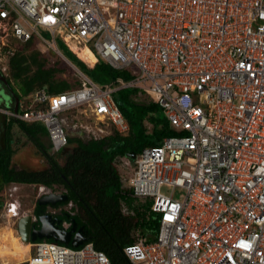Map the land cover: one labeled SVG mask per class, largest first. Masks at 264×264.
I'll return each mask as SVG.
<instances>
[{
	"label": "built area",
	"instance_id": "obj_1",
	"mask_svg": "<svg viewBox=\"0 0 264 264\" xmlns=\"http://www.w3.org/2000/svg\"><path fill=\"white\" fill-rule=\"evenodd\" d=\"M37 28L49 30L52 42ZM32 39L60 57L56 40L70 51L66 39L78 48L92 45L93 66L102 60L132 76L104 89L75 69L80 87L53 95L35 91L18 98L16 112L0 107L7 119L43 124L51 154L68 146V112L75 113L71 132L83 130L88 140L112 131L128 135L112 98L122 88L136 90L135 101L156 103L177 132L132 161L127 187L150 202L159 230L151 242L123 247L130 264H264V0H0L2 76L19 44ZM20 185L26 184L9 183L1 193L7 198L2 213L15 222L31 215L20 210ZM29 186L37 189L35 202L65 194ZM176 188L184 192L181 200ZM72 207L49 212L72 216ZM122 212L133 214L124 204ZM31 217L39 229L38 217ZM60 223L64 231L71 226ZM27 245V264H112L90 242Z\"/></svg>",
	"mask_w": 264,
	"mask_h": 264
},
{
	"label": "trees",
	"instance_id": "obj_2",
	"mask_svg": "<svg viewBox=\"0 0 264 264\" xmlns=\"http://www.w3.org/2000/svg\"><path fill=\"white\" fill-rule=\"evenodd\" d=\"M56 45L81 73L104 89L119 86L132 77L127 70L113 69L102 60L89 68L63 41L56 40ZM49 59V54L42 53L33 39L25 44V48L18 47L6 71L8 84L10 79L18 82L23 97L41 89L53 95L81 86L76 72L70 69L77 77L76 82L71 83L70 79L64 78L65 71L61 69L60 63L54 61L50 66L46 65L45 61L49 62ZM135 95L136 90L131 88H122L112 94L129 124L128 135L120 136L112 131L100 140L68 138V144L74 140L76 143L64 165H60L50 153V146L46 147L41 141V137H48L43 124L8 118L3 127V146L0 148V205L3 201L1 193L9 183L58 188L65 192L67 201L57 203L54 207L71 202L74 211L72 216L63 212L61 220H74L83 228L86 242L92 243L95 250L105 253L112 264H130L123 254V247L138 239L153 241L159 230V221L151 213L150 202L136 199L131 189L123 185L122 174L115 160L117 157L138 156L144 148L157 146L163 138L177 135L165 116H157V112L162 110L156 103L135 101ZM145 122L151 125L150 131ZM14 128L37 149L46 163L44 168H15ZM122 204L133 214H124ZM44 209L45 206L36 201L33 213L38 216L44 213ZM49 241L54 242L53 239Z\"/></svg>",
	"mask_w": 264,
	"mask_h": 264
},
{
	"label": "rangeland",
	"instance_id": "obj_3",
	"mask_svg": "<svg viewBox=\"0 0 264 264\" xmlns=\"http://www.w3.org/2000/svg\"><path fill=\"white\" fill-rule=\"evenodd\" d=\"M37 33L40 35V37L47 43L52 42V34L47 29L37 28ZM35 46L39 47V43H35ZM19 48H25V44H19ZM89 49L92 51V53H95L92 50V45H89ZM49 54V62L45 61L47 66L51 65V62L57 61V63L61 64V69L65 71L66 79H70V82L73 83V81L76 82L77 77L73 75V73L70 71L71 66L69 67L66 62H63V59L58 56L55 52H46ZM43 60V59H42ZM68 66V67H67ZM63 74V75H64ZM77 75V74H76ZM69 77V78H68ZM7 80V77H5ZM96 82V81H95ZM94 82V83H95ZM8 83V82H7ZM97 84V83H96ZM0 83V90L2 92L0 93V107L3 109L11 110L13 109V103L10 102V99L5 96V91L3 90L4 87L1 86ZM8 89L17 97L20 99L23 98L22 91L20 90L18 86V82L12 81V79L9 80ZM8 96V95H7ZM5 101V103H4ZM74 112L66 113L64 118H66L67 121V131L71 132L74 130L73 123H71V118L74 116ZM157 116L159 118L164 117V114L162 111L157 112ZM7 120V117L0 116V148L3 146V127ZM102 128L106 131L110 130V127L108 125H101ZM13 139L15 140L14 148L16 149V153L13 156V165L15 168H25V169H42L46 166L45 161L43 160L42 156L39 154L37 149L31 144V142L26 138L21 132H19L17 129L14 128L13 130ZM41 141L46 147L50 146L49 138L48 137H41ZM76 141L74 140L72 144H68L65 150L58 154H53L54 158L57 160V162L60 165H64L67 156L71 153L72 148L74 147ZM51 152V150H50ZM115 164L118 170L121 171L122 174V183L124 186L128 185V179L132 175L133 172V162L132 159L128 156L124 157H117L115 160ZM54 190H59L54 189ZM171 187L169 186H162L161 191L162 193L169 195L171 193ZM37 189H35L32 186L29 185H20L19 191L16 193V196L18 200L20 201L21 208L20 210L23 212H32L34 203H35V195H36ZM184 192L178 188L175 189V197L179 200L183 198ZM7 198H3V201H6ZM2 206V201H1ZM28 210V211H27ZM18 241L20 243L21 240L19 238V235L17 233V224L15 221L8 219L6 214L2 213V208L0 207V264H26L25 260L27 256L32 254H26L27 256H20L19 250H9L8 252H11L9 255L5 254L3 256V251H6V248H3V246H6L7 248H11L14 246L20 247V243H14V241Z\"/></svg>",
	"mask_w": 264,
	"mask_h": 264
},
{
	"label": "water",
	"instance_id": "obj_4",
	"mask_svg": "<svg viewBox=\"0 0 264 264\" xmlns=\"http://www.w3.org/2000/svg\"><path fill=\"white\" fill-rule=\"evenodd\" d=\"M0 81L7 86V80L0 76ZM2 91H0L1 93ZM8 95V96H7ZM7 98H12L13 111L16 112L18 108V97L14 95L10 90L8 94H5ZM67 137L73 138L78 137L81 141H87L88 138L83 130H79L76 132H70L67 134ZM136 156L132 155L131 159H134ZM67 201V195L65 194H51L48 196L41 197L38 200V204L41 206L46 205H55L56 203H61ZM40 222V228L36 229L32 223L31 215H26L17 221V233L22 243L29 244L30 242H35L36 240L42 239H54V241H58L63 243L64 245H71L74 248L79 247L84 242L87 241V238L84 236L82 228L77 229L76 222L73 220V226L69 231H64L61 229H57L55 226L59 224L60 221L56 218H52L49 214H42L38 217Z\"/></svg>",
	"mask_w": 264,
	"mask_h": 264
},
{
	"label": "bare ground",
	"instance_id": "obj_5",
	"mask_svg": "<svg viewBox=\"0 0 264 264\" xmlns=\"http://www.w3.org/2000/svg\"><path fill=\"white\" fill-rule=\"evenodd\" d=\"M67 45L70 47V49L72 50V52L84 63L88 64L90 67L93 66V64L95 63V58L92 54V52L87 49L86 47H82V48H78L73 42H71L70 40L66 39ZM14 243H20L18 241V239L16 241H14ZM20 247L18 246H14L11 248H7L6 246H3V248H6V251H3V256L5 254L9 255L11 252H8L9 250H19V255L20 256H27L26 254H28L30 246L27 244H22L20 243ZM1 254V252H0ZM12 254V253H11ZM28 257V256H27Z\"/></svg>",
	"mask_w": 264,
	"mask_h": 264
},
{
	"label": "flooded vegetation",
	"instance_id": "obj_6",
	"mask_svg": "<svg viewBox=\"0 0 264 264\" xmlns=\"http://www.w3.org/2000/svg\"><path fill=\"white\" fill-rule=\"evenodd\" d=\"M2 74H3V73L0 71V76H2ZM3 76H4V75H3ZM3 76H2V77H3ZM4 78H5V76H4ZM5 79H6V78H5ZM0 83L2 84L1 86L4 87L3 90L5 91V93L8 94L9 89L7 88V86H5V85L2 83V81H0ZM0 91H2V90H0ZM10 102H12V103L14 104L12 98H10ZM4 103H5V101H4ZM61 203H62V202H61ZM56 204H57V203H56ZM56 204H55V205H56ZM34 207H35V206H33V208H34ZM50 207H51V208H56V207H54V205H49V209H50ZM49 209H48L47 206H45L44 213L39 214L37 217H39V216L42 215V214H50V213H51V215H52L53 218L56 217L59 221H62L60 216L62 215L63 212L60 213V214H58V215H56V214H53L52 211L49 212ZM31 215H34L33 211L31 212ZM72 222H73V220L70 221L71 226H70L68 229H66V231H69V230L71 229V227L73 226V223H72ZM76 225H77V224H76ZM55 226L57 227V229H61V223H60V224H56V223H55ZM79 228H82V227H80V226L77 225V229H79ZM82 231H83V228H82ZM53 240H54V239H53Z\"/></svg>",
	"mask_w": 264,
	"mask_h": 264
},
{
	"label": "crops",
	"instance_id": "obj_7",
	"mask_svg": "<svg viewBox=\"0 0 264 264\" xmlns=\"http://www.w3.org/2000/svg\"><path fill=\"white\" fill-rule=\"evenodd\" d=\"M57 46V45H56ZM39 49H41L40 51L42 52V53H46V52H49L50 53V51H48V50H46L43 46H39ZM52 52V51H51ZM63 55V54H62ZM62 59H63V62L65 61L66 62V64H68L69 65V67L71 66V70H73L74 72H75V69H77V67H75L67 58H65L64 56L63 57H61ZM68 67V66H67ZM94 67V66H93ZM90 68H92V67H90ZM64 76V78L66 77V75L64 74L63 75ZM45 137V136H44ZM33 210V209H32Z\"/></svg>",
	"mask_w": 264,
	"mask_h": 264
},
{
	"label": "clouds",
	"instance_id": "obj_8",
	"mask_svg": "<svg viewBox=\"0 0 264 264\" xmlns=\"http://www.w3.org/2000/svg\"><path fill=\"white\" fill-rule=\"evenodd\" d=\"M69 138V137H68ZM73 138H77V137H73ZM88 141V140H87ZM2 203H3V201H2ZM0 207H1V205H0ZM33 211V210H32ZM16 224H17V222H16Z\"/></svg>",
	"mask_w": 264,
	"mask_h": 264
}]
</instances>
